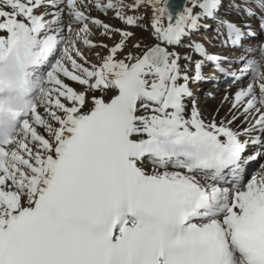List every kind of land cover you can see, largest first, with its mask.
I'll list each match as a JSON object with an SVG mask.
<instances>
[{"label":"snow or ice","instance_id":"1","mask_svg":"<svg viewBox=\"0 0 264 264\" xmlns=\"http://www.w3.org/2000/svg\"><path fill=\"white\" fill-rule=\"evenodd\" d=\"M223 4L0 0V60L33 35L52 57L62 45L34 99L0 131V264H264V171L246 174L264 170V44L243 47L252 19L264 29V0H245L241 23L218 15ZM141 8L151 10L143 27L153 42L136 51L127 49L134 32L91 15L112 12L135 28ZM205 20L222 46L246 55L223 66L226 57L192 39ZM90 25L119 41L94 42ZM97 47L106 55L95 64L85 49ZM208 65L250 81L233 94L231 118L206 121L186 103Z\"/></svg>","mask_w":264,"mask_h":264},{"label":"rangeland","instance_id":"2","mask_svg":"<svg viewBox=\"0 0 264 264\" xmlns=\"http://www.w3.org/2000/svg\"><path fill=\"white\" fill-rule=\"evenodd\" d=\"M124 2H125V4H131L132 2H133V0H124ZM233 2V3H232ZM235 3V4H234ZM240 3H239V0H234V1H229L228 3H226L225 5H224V7L222 8V10H223V16H224V14L225 15H228V14H226V13H232V14H234L235 16H232V15H230V16H228V18L229 19H232V20H235V21H240V19L238 18V17H240L239 16V12H238V9H236V6L237 7H239V9H241L240 8V6H238ZM242 4H244V3H242ZM232 5H235V7H232ZM49 7V10L50 11H54V10H52V9H50V6H48ZM40 12H43L44 11V7H42L40 10H39ZM125 15H136L137 13H134V12H131V11H129L127 8H125ZM139 12L140 13H143L144 14V19L142 20V21H140V24L142 25L141 27H135V28H129L128 26H126V25H124V24H122L118 19H115V18H113V13L112 12H109L108 13V15L105 17V16H102V15H100L98 12H96V11H92L91 12V15L92 16H99L101 19H103V20H105V22H107L108 24H110V25H112V26H114V27H116V28H124V29H126V30H128V31H132V32H134L135 34H137V33H139V32H144V33H147V34H150L151 35V28H150V26L149 27H143L144 25H149L150 24V17H151V10L150 9H144V8H141V9H139ZM241 13V12H240ZM242 14V13H241ZM222 15V14H221ZM48 18H50V16L49 17H46V19H48ZM67 22V19L65 20V23ZM211 24H209V26H210ZM217 27V26H215V25H211V27H209L208 29H201L199 32H197V33H194V35H193V37L194 38H192L193 40H196V41H199V42H202V43H204V44H208V45H210L209 44V42H210V39H212V38H214V37H216V32L214 31L215 30V28H213V27ZM90 27H91V29H92V32L94 33V35L92 36V37H90V39H92L94 42H99L100 40H103L105 43H107L109 46H111V45H113L114 43H116V42H118L119 41V39H120V37H119V34L117 33V34H115L114 36H113V39H111V40H109V39H107V38H105V37H102L101 35H100V30H98L94 25H90ZM66 33H61V35H65ZM220 42V41H219ZM187 43V42H186ZM221 43V42H220ZM255 43H257V44H264V35L262 34V35H259V38L257 39V41L255 40ZM182 49L181 50H183L184 51V53H186V52H188L189 51V49H187L186 47H183V46H180ZM60 48H62V45L59 47V49H58V51H57V54H56V56L54 57V59L55 58H57L58 56H59V51H60ZM213 52H214V50H212ZM215 51H217V50H215ZM96 52H99L101 55H106V50H104V49H101V48H99V47H97V48H95V49H92V50H87V49H85V55L86 56H88L89 57V59L91 60V62L92 63H95V64H98L99 63V60H98V58H97V56L95 55V53ZM235 52H236V50H235ZM183 53V54H184ZM237 53V52H236ZM235 53V54H236ZM230 55V54H229ZM232 56H234V55H232ZM232 56H230V57H232ZM54 59L52 60V61H54ZM77 60H78V62H81V61H79V58H77ZM69 68H70V65H67ZM205 68H208V66H206ZM205 71H207V72H205V73H209V71H210V68L209 69H207V70H205ZM43 76H44V73H43ZM204 76H206V75H204ZM208 76H210V74H208ZM64 79V82L66 83V84H68L69 86H71V87H73L75 90H77V91H80V90H82L83 89V86H81V85H79L78 83H76V82H73V81H70V80H67V78H63ZM248 80H244L243 82H241L239 85L238 84H235L234 86H233V94L238 90V89H240V88H246L247 87V85H248ZM254 83H258V82H254ZM76 84V85H75ZM205 84V83H204ZM192 85V84H191ZM207 87V86H206ZM206 87H203L202 86V84L200 85V84H198V86H197V88L196 89H194V90H192V92H193V100L195 101V104H196V107L197 108H199V111L202 113L203 111H202V108L201 107H199V104L198 103H196V102H200V94L202 93V92H206L207 90L209 91H215V90H218V89H216V87H208L207 89H206ZM224 87V88H223ZM222 88H223V94H221V96H222V98L223 97H225L228 93H227V91L228 90H225V88H226V86H223ZM193 87L191 86V89H192ZM222 88H219L220 90L222 89ZM196 90V91H195ZM233 94L232 95H230V99H232V97H233ZM204 95V94H203ZM197 96V97H196ZM199 96V97H198ZM207 99H209V100H211V101H214L215 103L214 104H216V101L219 103V99H220V96H208V98ZM192 101V100H191ZM231 107V106H230ZM230 107H229V109H230ZM229 109H228V111H225V113H224V117H226V116H228V113H229ZM237 115H239V113H237ZM223 117V118H224ZM228 118H231L230 116H228ZM251 149V148H250ZM259 171H264V170H261V169H258V167H257V165L256 164H252V169H251V171H249V173L247 174V178L248 179H251L252 178V176L255 174V173H257V172H259Z\"/></svg>","mask_w":264,"mask_h":264},{"label":"clouds","instance_id":"3","mask_svg":"<svg viewBox=\"0 0 264 264\" xmlns=\"http://www.w3.org/2000/svg\"><path fill=\"white\" fill-rule=\"evenodd\" d=\"M43 37L33 35L31 42L17 39L8 46L7 54L0 60V115L11 122L30 100L37 78L35 54L42 49ZM43 79V78H42Z\"/></svg>","mask_w":264,"mask_h":264},{"label":"bare ground","instance_id":"4","mask_svg":"<svg viewBox=\"0 0 264 264\" xmlns=\"http://www.w3.org/2000/svg\"><path fill=\"white\" fill-rule=\"evenodd\" d=\"M66 20V19H65ZM212 25V24H211ZM6 34L4 33H0V36H4L5 37ZM136 42H142L143 44H151L153 42L152 40V36L150 34H147V33H144V32H139L137 34H135L128 42V45H127V49L129 50H132V51H136L135 49L132 48V45ZM219 44H221L219 42ZM177 51H179L181 54L184 53L183 50H181V47L177 48ZM223 52H225V50L223 48H218L217 51H210V53H213V54H217L219 56H222L223 57ZM236 52L235 50L233 51H230V56L234 55ZM235 59V58H234ZM233 60H230V59H227L228 61H234ZM181 63H183V61H181ZM225 65L228 67V62L225 63ZM42 68H43V65H41ZM231 68H235V65L232 64ZM40 69L36 70L37 72V78H36V82H40L42 80V78L44 77L43 76V72L41 70V72L39 71ZM193 86H195L197 88L198 86V83H192ZM204 83H202L203 85ZM76 85V84H75ZM235 85V83H229L226 86L225 90H228L227 91V97L228 99L225 100V97L222 98L221 94H223V88L220 90H215V91H206V92H202L200 94V102H196L199 104V107L202 108V117L207 121V120H210L213 118V116H215V118L217 120H220L222 119L225 115V111H228L229 107L231 106V101L232 99H230V95L233 94V86ZM204 94V95H203ZM91 95V93L89 94ZM208 96H220V99L218 100L219 103L216 101V104H214L215 102L214 101H211L208 98ZM191 100H193V96L190 100L186 101L188 107L191 106ZM199 109V108H198ZM243 119V117H241V120ZM238 125H240V120H237L233 125L232 127H237ZM143 167L146 169V170H151L153 165L151 163H149L147 160L144 161L143 163ZM200 178V177H198ZM201 182L203 183V179L201 178Z\"/></svg>","mask_w":264,"mask_h":264},{"label":"water","instance_id":"5","mask_svg":"<svg viewBox=\"0 0 264 264\" xmlns=\"http://www.w3.org/2000/svg\"><path fill=\"white\" fill-rule=\"evenodd\" d=\"M171 7L173 11H177L185 3V0H170Z\"/></svg>","mask_w":264,"mask_h":264}]
</instances>
